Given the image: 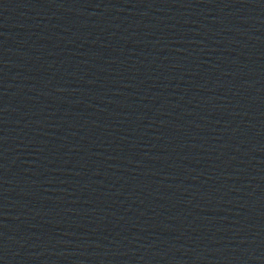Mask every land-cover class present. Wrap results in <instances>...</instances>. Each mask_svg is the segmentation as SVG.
Wrapping results in <instances>:
<instances>
[{
	"label": "water",
	"instance_id": "water-1",
	"mask_svg": "<svg viewBox=\"0 0 264 264\" xmlns=\"http://www.w3.org/2000/svg\"><path fill=\"white\" fill-rule=\"evenodd\" d=\"M196 264H264V147L221 215Z\"/></svg>",
	"mask_w": 264,
	"mask_h": 264
}]
</instances>
